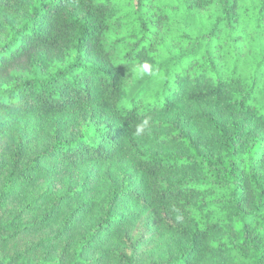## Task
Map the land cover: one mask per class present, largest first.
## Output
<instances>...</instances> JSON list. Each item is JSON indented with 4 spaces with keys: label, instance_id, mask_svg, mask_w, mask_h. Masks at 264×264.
Here are the masks:
<instances>
[{
    "label": "trees",
    "instance_id": "trees-1",
    "mask_svg": "<svg viewBox=\"0 0 264 264\" xmlns=\"http://www.w3.org/2000/svg\"><path fill=\"white\" fill-rule=\"evenodd\" d=\"M0 264H264V0H0Z\"/></svg>",
    "mask_w": 264,
    "mask_h": 264
},
{
    "label": "clouds",
    "instance_id": "clouds-1",
    "mask_svg": "<svg viewBox=\"0 0 264 264\" xmlns=\"http://www.w3.org/2000/svg\"><path fill=\"white\" fill-rule=\"evenodd\" d=\"M148 69V65L145 63L141 66H139L135 71H137L140 74H146ZM150 121L151 117L146 116L143 118L140 123L137 124L136 130H135V135L140 136L142 134L150 133L151 131V126H150Z\"/></svg>",
    "mask_w": 264,
    "mask_h": 264
}]
</instances>
